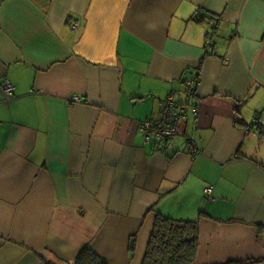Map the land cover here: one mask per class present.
<instances>
[{
	"label": "crops",
	"instance_id": "0c3cea01",
	"mask_svg": "<svg viewBox=\"0 0 264 264\" xmlns=\"http://www.w3.org/2000/svg\"><path fill=\"white\" fill-rule=\"evenodd\" d=\"M157 214L199 220L195 264H264V0H0V264H130Z\"/></svg>",
	"mask_w": 264,
	"mask_h": 264
},
{
	"label": "trees",
	"instance_id": "16d2710c",
	"mask_svg": "<svg viewBox=\"0 0 264 264\" xmlns=\"http://www.w3.org/2000/svg\"><path fill=\"white\" fill-rule=\"evenodd\" d=\"M199 220H182L157 214L146 247L141 255L130 264H195L199 247ZM137 238L131 236L128 250L133 255ZM251 260L240 264H253ZM50 264V263H45ZM69 264H107L90 246L80 249Z\"/></svg>",
	"mask_w": 264,
	"mask_h": 264
},
{
	"label": "built area",
	"instance_id": "2783aa9c",
	"mask_svg": "<svg viewBox=\"0 0 264 264\" xmlns=\"http://www.w3.org/2000/svg\"><path fill=\"white\" fill-rule=\"evenodd\" d=\"M183 83L186 88L187 98L195 93L198 85V72L191 77H184ZM2 91L7 99L12 97L14 88L8 82L2 83ZM73 101L71 100V103ZM185 113L182 106L177 105L171 96H168L159 110L157 117L153 120H145L140 124L139 129L145 144L152 143L155 147L171 149L178 134L180 122L184 119ZM189 152L196 153L192 149L193 141L186 139ZM210 188L207 192H210Z\"/></svg>",
	"mask_w": 264,
	"mask_h": 264
},
{
	"label": "rangeland",
	"instance_id": "374dc122",
	"mask_svg": "<svg viewBox=\"0 0 264 264\" xmlns=\"http://www.w3.org/2000/svg\"><path fill=\"white\" fill-rule=\"evenodd\" d=\"M170 218H172V219H173V217H170ZM174 219H176V218H174ZM55 264H57V263H55Z\"/></svg>",
	"mask_w": 264,
	"mask_h": 264
},
{
	"label": "water",
	"instance_id": "95a60500",
	"mask_svg": "<svg viewBox=\"0 0 264 264\" xmlns=\"http://www.w3.org/2000/svg\"><path fill=\"white\" fill-rule=\"evenodd\" d=\"M217 28V27H216ZM255 127V126H254ZM141 261V260H140ZM139 264H140V262H139Z\"/></svg>",
	"mask_w": 264,
	"mask_h": 264
}]
</instances>
